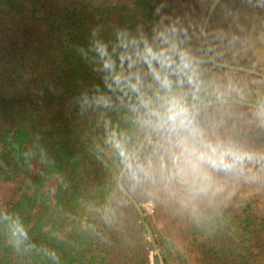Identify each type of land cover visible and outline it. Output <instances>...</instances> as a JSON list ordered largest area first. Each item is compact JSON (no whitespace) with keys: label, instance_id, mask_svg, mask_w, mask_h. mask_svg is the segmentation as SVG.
Here are the masks:
<instances>
[{"label":"trees","instance_id":"1","mask_svg":"<svg viewBox=\"0 0 264 264\" xmlns=\"http://www.w3.org/2000/svg\"><path fill=\"white\" fill-rule=\"evenodd\" d=\"M212 1L0 0V185L16 183L11 201L0 207V264H153L130 204L115 186L153 126L145 123L137 93L114 84L93 43L107 46L120 73L119 55L125 49L117 34L124 33L136 62L129 69L125 60L123 75L139 74L140 92L155 102L159 85L134 52L143 50L144 41L154 50L167 47L158 34L169 29V41L191 57L196 73V89L186 80L180 88L174 85L188 106L238 99L264 107V80L214 66L204 53L201 29ZM233 1L223 0L206 27L210 54L219 62L264 72V27L248 28L250 17L225 32L222 17L213 24ZM97 98L106 99L107 106ZM220 107L264 116L236 105L203 109ZM252 134L258 132L236 136L238 150L250 151L243 139ZM232 136L225 133L221 141L233 143ZM258 139L251 152L257 159L245 162L239 175L219 183L214 179L223 191L178 202L172 242L155 235L165 247L164 264H264V159H259L264 136ZM152 141L122 181L140 199L174 182L186 190L171 174L174 144L164 154L155 153L151 170L139 166ZM241 183L251 196L239 207L230 189Z\"/></svg>","mask_w":264,"mask_h":264},{"label":"clouds","instance_id":"2","mask_svg":"<svg viewBox=\"0 0 264 264\" xmlns=\"http://www.w3.org/2000/svg\"><path fill=\"white\" fill-rule=\"evenodd\" d=\"M168 31L169 29H166L158 34L162 42L168 45L167 47L154 50L144 41L143 50L136 47L134 52L137 60L147 65L151 77L159 85L160 94L157 95L155 102L151 97H145L140 92L139 74L123 75L124 61L128 60L129 69L136 62L127 52L128 43L124 40V33L117 34L120 47L125 49L119 55L120 73L115 72V61L109 55L104 43L94 41L93 48L99 59L103 61V68L110 73L114 84L118 88L127 86L137 93L140 105L146 110L148 119L145 123L151 124L158 131L166 132L169 143H173L174 138L175 150L171 154V174L179 178L181 184L188 186L193 194L215 195L223 191V188L215 183L212 172H242L245 162L251 163L257 157L252 153L242 152L230 144L219 140L212 142L205 137L203 130L196 124L185 96L174 91V85L180 88L185 80L194 89L198 85L191 57L185 51L179 50L176 43L169 41L166 35ZM170 31L174 33L175 28H171ZM131 43L136 46L137 42L132 40ZM172 77L176 79L173 80ZM108 87L111 89L112 85ZM96 103L107 106L108 101L97 98ZM259 159H264V156Z\"/></svg>","mask_w":264,"mask_h":264},{"label":"rangeland","instance_id":"3","mask_svg":"<svg viewBox=\"0 0 264 264\" xmlns=\"http://www.w3.org/2000/svg\"><path fill=\"white\" fill-rule=\"evenodd\" d=\"M114 1L116 2L124 0ZM235 1L236 0L233 1L232 5L229 8H227L226 12L222 13L221 11L216 20L213 22L214 24L222 17L220 20V28L222 30L221 32H225L227 28L234 25L242 26L243 24H247V17H250L251 19L248 28L254 23H257L259 27H264V0H244V3L241 4L240 2L241 5H235ZM258 18H261L263 20L256 22L258 21ZM248 28L245 27L244 29H247V31H249ZM243 36L246 45L247 38L245 34H243ZM192 113L195 118L196 124L203 130L205 137L212 142H216L217 140L221 141L223 138L222 136L225 133L226 135L230 134V137L233 135V140L229 138L228 139L232 140L233 143L227 142L226 144H232V146L238 149L240 146V142L239 140H236V136H245L251 134L252 132H258V135L256 137H254V135L252 134L243 139L248 140L245 144L250 148V151H248V153H251L256 150L255 148H257V145L262 141L261 139H258L259 136H264L263 114L247 112V115H245V112L242 113V111H240L239 109H234L231 107H220L209 110L200 109L192 111ZM173 144L174 138L173 143H169L168 134L166 132L159 131L156 136H153L151 148L145 155H143L142 161L139 163V166L140 164L142 165L144 163L143 166H146L147 170H151L150 161L154 158L155 153L158 152V154H164V150L168 149L169 146ZM240 173L212 172V176L213 179H216V181H218L219 183L227 178H230V174L239 175ZM243 179L246 180V176H244V178H241V180ZM242 185L243 183L238 184L237 188H234V186L231 189L229 188L232 191L230 197H235L233 200L234 204L240 205L239 207H241L243 202L247 201L251 196V192H249L248 189L243 188ZM15 188L16 183L0 185L1 208H5L9 201H11V198L14 195ZM136 198L137 203L141 205L142 210L147 216L151 227L155 229V235L159 233L160 235L164 236L165 239L169 241V244L172 242L171 233H174L177 229V227L175 226L170 227L173 219L178 217V213L176 212V205L182 199H187L191 202L197 199L189 190V188L185 190L184 188L178 187L175 182L169 188H166L159 193L148 194V196L144 199H140L139 196H136ZM202 201L205 202L206 199ZM167 207H169L170 209L167 210ZM169 228L171 229V231H169ZM179 245L180 242L177 241L175 243L176 248H178ZM162 248L165 251V247L162 246Z\"/></svg>","mask_w":264,"mask_h":264},{"label":"water","instance_id":"4","mask_svg":"<svg viewBox=\"0 0 264 264\" xmlns=\"http://www.w3.org/2000/svg\"><path fill=\"white\" fill-rule=\"evenodd\" d=\"M223 0H213L210 8L208 10V13L203 21L202 24V29H201V36H202V45L204 48V53L209 60L211 64L214 66L230 70V71H236V72H241L244 74H249L255 77H258L262 80H264V73L248 68V67H243L239 65H232L228 63H222L217 60H215L211 54H210V47L208 44V39L206 35V27L208 23L210 22V19H215L218 11H216V8L219 6V4ZM220 105H236V106H241V107H246L250 108L255 111H262L264 112V107L256 106L253 103L246 102L243 100H226V99H220V100H211V101H206L202 103H196L193 105H190L189 108L191 111L195 110H200L203 108H208V107H214V106H220ZM158 132L154 127H152L148 133L142 138V140L139 142V144L136 146L134 151L132 152V155L128 158L124 166L122 167L121 171L118 174L117 181H116V188L117 191L122 195L123 198H126L128 203L130 204L129 212L134 219V222L136 223L138 230H140L142 241L144 244V248L147 254V257L149 260L153 262V264H164V260L162 258V248L161 246L157 243L156 236L154 234V231L148 222V218L145 215V213L142 210V207L139 203H137V198L136 196L131 192L129 187L122 181V178L126 171L130 168V166L133 164L135 159L138 157V155L141 153L142 149L144 146L150 141V139L153 138V136ZM143 228V231L141 230ZM156 260V261H153Z\"/></svg>","mask_w":264,"mask_h":264}]
</instances>
